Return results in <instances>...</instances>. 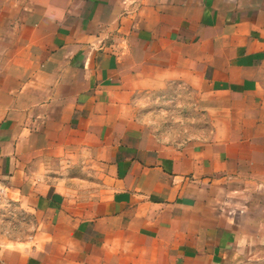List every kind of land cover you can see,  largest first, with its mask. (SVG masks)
<instances>
[{
    "label": "crops",
    "instance_id": "1",
    "mask_svg": "<svg viewBox=\"0 0 264 264\" xmlns=\"http://www.w3.org/2000/svg\"><path fill=\"white\" fill-rule=\"evenodd\" d=\"M198 96L156 136L135 97ZM0 264H264V0H0Z\"/></svg>",
    "mask_w": 264,
    "mask_h": 264
},
{
    "label": "rangeland",
    "instance_id": "2",
    "mask_svg": "<svg viewBox=\"0 0 264 264\" xmlns=\"http://www.w3.org/2000/svg\"><path fill=\"white\" fill-rule=\"evenodd\" d=\"M198 96L183 83H169L158 90H145L135 97V114L156 136L166 141H183L195 136L205 140L211 134L210 119L196 109ZM33 219L0 193V233L10 237L28 236Z\"/></svg>",
    "mask_w": 264,
    "mask_h": 264
}]
</instances>
